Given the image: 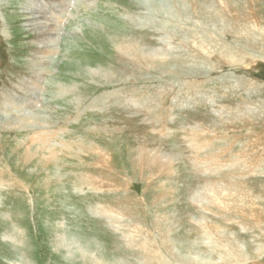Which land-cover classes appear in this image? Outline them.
<instances>
[{"label": "rangeland", "instance_id": "374dc122", "mask_svg": "<svg viewBox=\"0 0 264 264\" xmlns=\"http://www.w3.org/2000/svg\"><path fill=\"white\" fill-rule=\"evenodd\" d=\"M165 1L72 0L64 8L57 51L42 80L41 101L28 110L42 120L49 139L45 147L36 142L35 130L20 128L17 116L24 112L0 108V173L5 172L0 179V264H85L83 253L102 264H142V254L124 239L137 227L152 237L165 264L177 263L163 240H169L181 259L198 253L211 264H228L216 262L203 244L204 231L198 224L202 218L224 231L225 242L238 240L245 259L229 264H264V249L260 252L264 232L243 228V218L236 214L212 207L207 213L194 203L196 195L214 184L231 193L239 188L249 191L264 209V173L240 179L238 170L215 173L200 166L229 145L231 155L264 148L263 114L252 126L236 128L235 120L227 129L218 126V113L224 108L233 106L238 114L242 100L264 104V90L245 97L247 90L239 96L226 87L229 78L237 77L264 88V59L254 61L247 55L245 62L230 63L214 53L204 62L213 66H195L200 72L193 73L185 44L191 32L206 36L211 31L221 42L245 49V41L236 43L229 31L238 33L250 26L238 24L231 11L239 17L246 10L250 15L260 11L257 16L264 21V0H200L203 13L187 8L186 2L177 4L178 0H167L165 9ZM47 2L53 0H0V94L9 91L12 106L32 99L21 81L31 76L30 64L40 56L42 45L27 26L30 12L46 10ZM221 7L226 23L222 28L212 24ZM209 8L215 11L208 12ZM128 39L151 53L171 44L182 62L160 65V73L150 70L138 51L119 50V43ZM88 69L99 75H86ZM197 82L203 84L197 87L200 92L189 96L187 84ZM212 144L216 148L210 151ZM91 147L92 154H86ZM142 150L158 157L169 154L176 157L175 164L160 162L147 169ZM227 155L231 156L223 155L226 162L235 159ZM105 208L121 218L110 219ZM193 243L198 249H192Z\"/></svg>", "mask_w": 264, "mask_h": 264}, {"label": "bare ground", "instance_id": "6f19581e", "mask_svg": "<svg viewBox=\"0 0 264 264\" xmlns=\"http://www.w3.org/2000/svg\"><path fill=\"white\" fill-rule=\"evenodd\" d=\"M71 1L72 0H53V2H47V4H49L50 7H46V10H44L43 8L40 7L41 9H39L37 12L34 13V11H33V12H30V14H29L30 17L28 20V26L27 27L31 29L30 30L31 32L32 31L34 32L35 37L39 40L40 45H42L41 46L42 52L40 51L41 52L40 53L37 50L40 53V56L35 57V55H34L33 56V57H35L34 61L33 62L30 61V62H32L30 64L31 76H29L27 78V80L25 79V80L21 81V84L22 85L24 84L27 88V91L30 93V96H31L30 98H32L30 100V103L25 104V105H22L23 103L22 104H16L15 103V105L12 106L11 100L13 98L10 97L9 91L8 92H1V94H0V108H2L3 106L11 107L14 110V112L17 114H22L24 112V114H22L21 116H19V117L17 116V120L20 121V123H21L20 128L24 129V130H35L37 133V134L35 133L37 135L36 142H40V144L44 147L47 143H49L48 142L49 139L47 140V138H46L47 136H46L45 132L43 131L42 120L39 118V116L37 114H31L32 112L28 113V110L32 109L33 108L32 106L38 105L39 101H41L40 96H41V90L43 89L42 80H43V77H45V75L48 72V67H49L48 66V64H49L48 60L57 51L56 45H55L57 43H55V42H57V39L59 38V24H60L59 21L64 16L63 15L64 10H65L64 8H66V9L69 8ZM190 1H191V3H189ZM55 2H58V5H55ZM185 2H186V4L188 3L187 8L200 9L201 13H203L204 7H201L199 5L201 3L200 0H178L177 4H181V6H182V4H184ZM166 5H167V0L165 1V6ZM230 5H231V3H230ZM231 6L234 7L233 4ZM165 9H168V6H166ZM243 10H245V9H243ZM214 11H215V9L214 10L210 9V8L208 9V12H214ZM223 11L224 10L222 7L218 10V20H217V23H212V24H214L213 26H217V27L222 28L223 24H226V23H224V20H225L224 15L225 14ZM246 11H247V13H246ZM246 11H244V12L242 11L243 13H245V15L243 17H242V15H241V17H239L238 16L239 14L235 10L231 11V13H232V16L235 18V20H237L238 24H240V23L245 24L246 26H250V28L242 27V29H240V32H238V33L237 32L234 33L233 31H229L231 33V35L236 37V41H237L236 43L241 42V41H245V46H244L245 49H239V48L231 47V46L227 45L226 43L221 42L219 39L216 38V36L214 34H211V31L208 32L207 33L208 35H206V36H198L197 34H193L192 32L190 33V38L187 39L186 43H185L186 45H188L187 50H189L188 52H189L190 57L186 58V60L188 59L187 60L188 65L190 66L193 73L194 72L195 73L200 72L198 69L195 68V66L204 67V68H209V67L213 66L212 64L210 65L209 63H206V65L209 66V67H206L204 62L208 61V57L210 58V54H214V53H216L218 55V58L223 57L227 62H230V63L245 62V60L248 58V56H253L254 61H255L256 57L257 58L261 57L260 59H264V54H263L264 53V28H263L264 27L263 26L264 21H262L257 16L260 14V11L259 12L256 11L257 12V14H256L255 10H253L252 15H250L249 10H246ZM205 21H206V19H205ZM150 23L152 24V26L155 25V23L152 22V20H150ZM167 33H168V31H167ZM169 40H170V38H169ZM170 45L171 44H168L169 47H170ZM142 46L143 45L140 42H136V41H133L131 39L125 40V41L119 43V45H118L119 50L126 52V54L127 53L133 54V53H136L135 51H138L140 54V58L146 63V67L150 70L154 69V71H156L158 73H160V71H159L160 65H170V64H174V62H175V64H178V63L182 62V61H179L176 59V56L174 55V50L172 48L168 47V49L161 50L158 53H156V52L151 53L154 51L149 50L146 52V50H144L142 48ZM209 47L211 48V51L209 50ZM192 49L194 51L196 50V52H191ZM171 52H173V53H171ZM202 58H203V60H202ZM254 61L251 60V62H254ZM248 63H249V60L246 61V65H248ZM86 72L87 73L84 72L86 75H88V74L89 75L90 74L99 75L98 73L92 72V69H88V71L86 70ZM173 74H172V77H173ZM120 78H122V75H119V79ZM123 82H127V81H123ZM201 85H203V84H201ZM201 85L198 82L193 83V84L191 83L190 85L188 83L186 87L188 89H190L189 93H188L189 96H190V93H192L194 91L197 92V94H198L199 90L197 89V87L200 88ZM245 85H248V87ZM19 87H21V86H19ZM226 87L232 92L236 91L235 95L238 94L239 96L242 95V94H239L240 91L247 90V93L244 94L245 97H250L251 94L258 93L259 90L260 91L264 90L263 87L260 88L254 82H252V83L250 81L246 82L244 78H237V77L236 78H229V82H228ZM188 89H187V91H188ZM191 97H192V95H191ZM41 98H42V96H41ZM241 102H242V104L238 105L240 107V110H237L238 114H234V113H236V109H234L233 106H232V108H228V107H227V109L224 108L219 113L217 112L218 113V119H220L218 126H220L221 129H223L224 127L227 129V125H229V122L232 120L239 122V124H236V126H234L236 128L238 125L247 127L248 124L249 125L251 124V126H252V124H254V122L256 121V118L258 116L261 117L262 114L264 115V104L262 106L261 105L255 106L254 104L247 102V100L246 101L242 100ZM261 103H262V101H261ZM120 105H122V104H120ZM91 107H93V106H91ZM14 112H13V114H14ZM13 114L11 113L9 116H11V115L13 116ZM232 114H234V115H232ZM25 115L27 117H25ZM261 119H264V116L261 117ZM205 125H207V124H205ZM207 127H208V129L212 128L210 126H207ZM234 127H232V128H234ZM191 129H193V128H191ZM198 129L201 130V126H198ZM214 132H217V131L215 130ZM194 133H196V132H194ZM114 134H116V133H114ZM200 135H202V134H200ZM197 136H196V138H197ZM29 138H30V136H29ZM26 141H29V139H27ZM79 146L77 145V147H79ZM262 146H264V145H262ZM18 147H20V146L18 145ZM199 148L197 150H199ZM215 148H214V145L212 144L211 149H209V150L211 151V150H214ZM66 149L68 150L67 147H66ZM83 149H84V147H83ZM25 150H26V148H25ZM51 150L52 149H50V151ZM79 150H81V149H79ZM248 150L249 149L242 150V151H244L243 153H241L242 155H240V154L238 155L237 153L235 155H231V153H233L234 151L231 150V146L229 145L225 149H220L219 151L217 150L216 154L213 153L212 156L209 155L211 157L209 159L210 162H206L205 164H200V166L203 165L204 167L209 168L211 172H215V173L220 172L223 169L224 170L234 169V171L238 170V173H239L238 176L240 177V179L241 178L246 179L249 175H252V176L257 175V173H259V172L264 173V156H263L264 155V148L261 150H259L258 146L255 148L254 147L250 148V150L252 151L251 154L248 153ZM98 151H100V150H98ZM142 151L146 153V150H142ZM226 153H229V155H231V156L227 155L228 158L233 157L235 159L229 160V161H227L228 162L227 163L226 160H224V158H223V155L225 156ZM86 154H92V147L90 149H88V152ZM102 154H104V153H102ZM26 156H27V154H26ZM106 157H109V156L106 155ZM144 157H145L144 162L147 164V167H146L147 169H148V167L154 166L156 163L160 164V162H164L166 164H171L173 162L175 164L174 158H176V157H173L169 154L164 156L163 153H161L160 157H158V156H154L152 154H149V152L146 153V156H144ZM99 163H102V162H99ZM3 175H5V172H3L2 174L0 173V179H1V176L3 177ZM233 175H234V177H236L235 173ZM252 176H250V177H252ZM89 182L92 184V180L89 179ZM232 186H235V185H232ZM0 187H2V186H0ZM235 187L236 188L238 187L237 183H236ZM57 190H58V188H57ZM194 203L195 204L197 203L199 206L203 207V209L207 213H212L210 211L211 210L213 211L212 208H214L215 210H217L219 212H224V213L230 212L231 214H236L237 216H240L241 218H243V219H241L242 221L240 223V224H242L241 226L243 228H245V229L246 228H248V229L256 228V229L264 232V209L261 206L256 204L257 199H254V197H252V193H250L249 191H246L244 189L239 188V189H236L235 191L232 190V193H231V189L226 188V186L208 184L206 186V188H204V191L200 195H196V198H194ZM208 208H211L210 211H208L209 210ZM105 211H106V215H108L109 218L112 216H113L112 218H115V219L121 218V216L115 217L114 215H112V212L109 209L105 208ZM117 212L118 211H116V213ZM121 215H122V213H121ZM259 215H261V216H259ZM213 217H215V216L213 215ZM209 222H210V220L202 218V220L199 221L198 224H200L201 228L204 231L203 236H202V240L204 241L203 244L209 249V252L216 257V259H215L216 262L218 261L219 263H228L229 264V263H235V262H240L241 260H244L245 256H244L243 251L238 246V243H237L238 240L236 241L233 238V239H230L227 242H225L224 240H226V239H223V236H224L223 232L224 231H221L217 225H213V224L210 225L211 222L210 223ZM13 228H15V227H13ZM133 230H134V232L127 234L128 236H125L124 239L127 241V244L134 246L138 250V252L142 254V260H141L142 264H165L166 259L163 257V255H161L160 252H156L154 247H153L155 245L154 244L155 242L153 241L152 237H150L147 234V232H145V234H144V232H140V230H138V227L136 229H133ZM13 231H14V229H13ZM213 231L216 234H213ZM12 237H14V236H12ZM9 239H11V243L13 244V246H16V244H17L15 242L16 240L14 241V240H12V238H9ZM69 242H71V241H69ZM73 242H75V241H73ZM162 243L164 244V248L168 249V250H166V252L171 256V258H173V260L176 261L177 264H211V262H213L210 260L208 261L205 259H201L200 256L197 255L198 253H194V254L191 253L189 258L181 259L174 252L175 250L172 248L173 246H171L169 240H163ZM67 247H69V245H67ZM155 247L157 248V246H155ZM197 247H199L198 243L192 244V249H194V248L198 249ZM17 249H18V247H17ZM263 249H264V247H262L260 249V252H262ZM17 251H19V249ZM82 252H83V250H82ZM83 255H84V263L85 264H102V263H100L94 259L92 260V257L88 256L85 253H83ZM80 259H81V257H80Z\"/></svg>", "mask_w": 264, "mask_h": 264}]
</instances>
